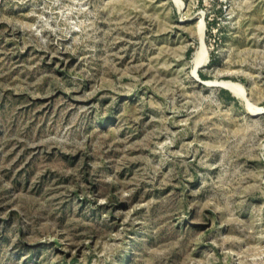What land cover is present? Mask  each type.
Listing matches in <instances>:
<instances>
[{
    "label": "rangeland",
    "instance_id": "rangeland-1",
    "mask_svg": "<svg viewBox=\"0 0 264 264\" xmlns=\"http://www.w3.org/2000/svg\"><path fill=\"white\" fill-rule=\"evenodd\" d=\"M0 264H264V0H0Z\"/></svg>",
    "mask_w": 264,
    "mask_h": 264
},
{
    "label": "bare ground",
    "instance_id": "bare-ground-1",
    "mask_svg": "<svg viewBox=\"0 0 264 264\" xmlns=\"http://www.w3.org/2000/svg\"><path fill=\"white\" fill-rule=\"evenodd\" d=\"M199 37H200V45L198 49L196 50L194 58H193L194 73H196L198 68L203 66L208 59V48L204 40V25L203 24L200 27ZM214 82L226 87L227 89H229L230 91H232L234 94H236L239 97L244 95L243 85L238 82H234L232 80H219V81H214Z\"/></svg>",
    "mask_w": 264,
    "mask_h": 264
},
{
    "label": "trees",
    "instance_id": "trees-1",
    "mask_svg": "<svg viewBox=\"0 0 264 264\" xmlns=\"http://www.w3.org/2000/svg\"><path fill=\"white\" fill-rule=\"evenodd\" d=\"M200 76L203 77V78L206 77V75H205L203 72H200ZM228 96H229V97H232V96H230V95H228Z\"/></svg>",
    "mask_w": 264,
    "mask_h": 264
}]
</instances>
